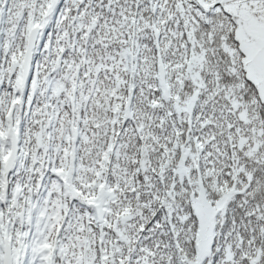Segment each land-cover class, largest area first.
<instances>
[{
	"label": "snow or ice",
	"instance_id": "obj_1",
	"mask_svg": "<svg viewBox=\"0 0 264 264\" xmlns=\"http://www.w3.org/2000/svg\"><path fill=\"white\" fill-rule=\"evenodd\" d=\"M0 264H264V0H0Z\"/></svg>",
	"mask_w": 264,
	"mask_h": 264
}]
</instances>
